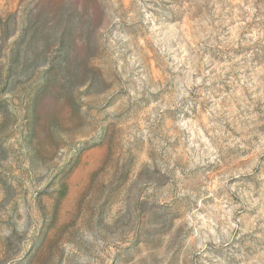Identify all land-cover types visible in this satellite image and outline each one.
<instances>
[{"label":"rangeland","instance_id":"374dc122","mask_svg":"<svg viewBox=\"0 0 264 264\" xmlns=\"http://www.w3.org/2000/svg\"><path fill=\"white\" fill-rule=\"evenodd\" d=\"M0 264H264V0H0Z\"/></svg>","mask_w":264,"mask_h":264}]
</instances>
